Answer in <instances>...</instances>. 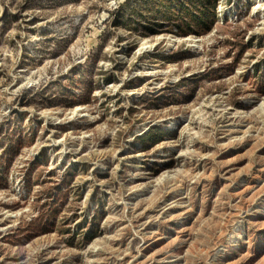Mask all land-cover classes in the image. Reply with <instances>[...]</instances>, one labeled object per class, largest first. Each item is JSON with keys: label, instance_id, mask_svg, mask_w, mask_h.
<instances>
[{"label": "rangeland", "instance_id": "obj_1", "mask_svg": "<svg viewBox=\"0 0 264 264\" xmlns=\"http://www.w3.org/2000/svg\"><path fill=\"white\" fill-rule=\"evenodd\" d=\"M0 264H264V0H0Z\"/></svg>", "mask_w": 264, "mask_h": 264}, {"label": "trees", "instance_id": "obj_2", "mask_svg": "<svg viewBox=\"0 0 264 264\" xmlns=\"http://www.w3.org/2000/svg\"><path fill=\"white\" fill-rule=\"evenodd\" d=\"M201 2L203 3V0H201ZM198 22L204 23L203 20H199ZM107 82H110V81L108 80Z\"/></svg>", "mask_w": 264, "mask_h": 264}]
</instances>
